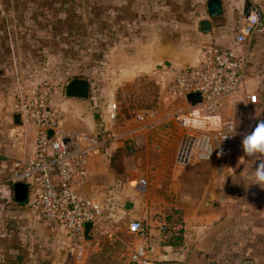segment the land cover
<instances>
[{"label":"crops","instance_id":"crops-1","mask_svg":"<svg viewBox=\"0 0 264 264\" xmlns=\"http://www.w3.org/2000/svg\"><path fill=\"white\" fill-rule=\"evenodd\" d=\"M120 1L128 5L131 20L148 24L146 29L158 36V44L164 48H137L142 53L137 60L118 63L116 76L110 81L115 88L140 76H161L163 63L171 75L184 66L197 64L210 44L235 48L239 54L249 53L246 83L225 108L226 114L235 116L236 140L210 160H200L193 154L186 164L176 160L175 138L162 146L145 143L135 153H128L124 140L112 142L100 154L89 157L88 176L84 183L77 184L78 193L102 204L108 225L104 233L113 235L125 228L132 234L128 229L130 221L145 223L147 241L155 245L148 264H264V189L248 186L250 181L245 174L253 171L255 158H247L241 147L243 134L251 131L258 120H264V26L252 40L236 42V35L250 14L264 7V0H222L224 21L213 24L210 32L201 29L202 20H213L208 14V0ZM3 2L6 13L0 15V264H84L89 249L84 260L70 255L65 228L40 217L34 203L38 187L30 189L26 204H20L15 199L14 184L8 180L21 157L13 111L18 85L21 81L33 93L41 78L36 66L29 63L31 60L24 59L17 52L19 47L8 39L16 38L22 27H27L29 12L34 13L36 25L49 22L56 3ZM9 48L15 50L11 52ZM57 93L54 92L53 104L66 131L113 129L131 136V119L119 121L110 116L112 104L116 103L115 90L101 105L94 96L63 99ZM254 93L258 94L256 103L248 98ZM187 107V100L171 99L166 94L156 105L161 114ZM142 179L147 180L144 189ZM165 223L170 226L169 233L183 230L181 243L167 242L166 230L162 229ZM132 235L135 249L142 239ZM94 237L89 241L96 243L98 236Z\"/></svg>","mask_w":264,"mask_h":264},{"label":"built area","instance_id":"built-area-1","mask_svg":"<svg viewBox=\"0 0 264 264\" xmlns=\"http://www.w3.org/2000/svg\"><path fill=\"white\" fill-rule=\"evenodd\" d=\"M5 13L4 2L0 0V15ZM263 26L264 7L250 14L236 35V42L252 40ZM249 62L248 52L239 54L235 48L208 45L197 64L184 66L173 73L165 90L171 99L187 100L188 107L164 114L156 107L137 110L131 118L130 137L113 129L66 131L53 104V87L43 82L29 93L20 81L13 111L21 116L16 133L21 157L8 180L11 184L27 182L30 189L38 187L34 203L40 217L44 222L64 227L70 255L84 260L89 249L85 224L93 223V237L104 233L108 227L102 204L93 198H83L77 191V184L84 183L88 176L89 157L100 154L115 141H130L138 148L145 143L162 146L175 138L178 163H188L193 154L200 160H210L218 150L227 148L236 139V129L230 131V126L236 125L235 116L226 114L225 108L245 85ZM192 93H199L201 101L195 104L189 101L188 95ZM248 98L256 103L258 94H250ZM118 113V104L113 103L110 116L118 119ZM50 130H53L52 135ZM210 149L213 151L208 159ZM140 184L144 189L147 180L142 179ZM169 227L168 223L162 225L163 231ZM128 229L142 239L130 254V264H148L155 245L147 241L145 223L132 220Z\"/></svg>","mask_w":264,"mask_h":264},{"label":"rangeland","instance_id":"rangeland-1","mask_svg":"<svg viewBox=\"0 0 264 264\" xmlns=\"http://www.w3.org/2000/svg\"><path fill=\"white\" fill-rule=\"evenodd\" d=\"M54 2L56 11L50 15L49 22L36 25L34 13L29 12L28 28L22 27L16 38L8 39L19 47L17 52L19 50L24 59L29 58V63L36 66V73L41 77L36 85L47 82L64 99L68 98L66 84L69 80L85 77L91 81V93L87 99L94 96L101 105L108 102L110 93L115 90L114 101L125 114L149 108L163 99L172 78L165 63L160 66L165 68L161 76H140L118 88L110 85L118 63L133 58L137 60L142 55L137 48H164L158 44V36L154 37L152 31L146 29L148 24L131 20L128 5L121 4L120 0ZM31 10L34 12L33 6ZM30 27L32 30L27 33ZM131 48L135 51L131 52ZM9 49L11 52L15 50ZM119 230L113 235H97L96 243L89 241L90 255L84 264H130L135 239L125 228Z\"/></svg>","mask_w":264,"mask_h":264},{"label":"water","instance_id":"water-1","mask_svg":"<svg viewBox=\"0 0 264 264\" xmlns=\"http://www.w3.org/2000/svg\"><path fill=\"white\" fill-rule=\"evenodd\" d=\"M207 9L210 18L213 20L205 19L201 22V29L203 32H210L213 24L224 21V6L222 0H208ZM91 93V81L85 77H76L69 80L66 84V96L74 98L87 99ZM188 100L193 104L201 101V95L199 93H192L188 95ZM14 121L16 125H21L20 114H15ZM50 135L53 134V130L49 131ZM15 199L20 204H26L29 200L30 185L27 182H16L13 186ZM92 228L93 223L87 222L85 224V236L88 240H92Z\"/></svg>","mask_w":264,"mask_h":264},{"label":"clouds","instance_id":"clouds-1","mask_svg":"<svg viewBox=\"0 0 264 264\" xmlns=\"http://www.w3.org/2000/svg\"><path fill=\"white\" fill-rule=\"evenodd\" d=\"M235 129L236 125L230 126V131L235 132ZM241 147L247 158H255L253 171L250 174H245V179L250 181L248 186L258 185L261 189H264V120H258L251 131L243 134ZM212 151L213 149L207 151L206 158L209 159Z\"/></svg>","mask_w":264,"mask_h":264},{"label":"trees","instance_id":"trees-1","mask_svg":"<svg viewBox=\"0 0 264 264\" xmlns=\"http://www.w3.org/2000/svg\"><path fill=\"white\" fill-rule=\"evenodd\" d=\"M156 105H157V102L155 104L151 105V107L146 108V109L155 108ZM137 110H139V109H136L133 112V114H127V113L125 114L122 111V109H120L119 113H118V120L119 121H124L126 119H131L134 116V114H135V112ZM125 143H126V147L128 149V153H135L138 150V148L134 147L133 144H131L130 141H125ZM168 233L169 232L166 230V235H167L166 240H167V242L181 243L183 241V239H184L183 238L184 236H183V230L182 229H179L178 231H175V232H171L169 234Z\"/></svg>","mask_w":264,"mask_h":264}]
</instances>
